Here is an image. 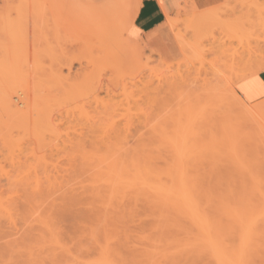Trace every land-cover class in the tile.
Here are the masks:
<instances>
[{
    "label": "rangeland",
    "instance_id": "obj_1",
    "mask_svg": "<svg viewBox=\"0 0 264 264\" xmlns=\"http://www.w3.org/2000/svg\"><path fill=\"white\" fill-rule=\"evenodd\" d=\"M140 5L0 0V264H222L162 199L187 185L213 237L248 249L237 264H264V112L240 117L233 92L264 70V0L186 5L143 37Z\"/></svg>",
    "mask_w": 264,
    "mask_h": 264
},
{
    "label": "bare ground",
    "instance_id": "obj_2",
    "mask_svg": "<svg viewBox=\"0 0 264 264\" xmlns=\"http://www.w3.org/2000/svg\"><path fill=\"white\" fill-rule=\"evenodd\" d=\"M193 7H194V9L196 10V11H198V9L194 6V5H192ZM215 15H217V11L216 10H214V9H209V10H205V11H203V12H201V14L200 15H198V16H194V19L195 20H198V21H201V20H213V19H215ZM169 21V24H170V26H171V28H173L175 25H177L176 23L178 22V21H176L175 20V18L173 19V17L170 19V20H168ZM208 22V21H207ZM42 23V22H41ZM203 23V22H202ZM211 23V22H210ZM30 24H32V23H30ZM33 24H36V23H33ZM45 24V23H44ZM29 25V24H28ZM37 25H39V24H37ZM36 25V26H37ZM41 25V24H40ZM39 25V26H40ZM202 25V24H201ZM18 26V25H17ZM16 26V27H17ZM25 26V28H27V29H29L27 32H26V30H25V36H23L24 37V39H25V37H26V34L27 35H29V31H30V28L32 27L31 25V27L29 28L26 24L24 25ZM23 26V27H24ZM27 26V27H26ZM35 26V25H34ZM34 26L32 27V28H34ZM38 26V28L40 29V27ZM42 26H43V23H42ZM16 30H18V29H16ZM37 30V29H36ZM31 31H33V29L31 30ZM101 31H103V30H101ZM21 32V31H20ZM36 32V31H35ZM37 33V32H36ZM40 33V32H39ZM39 33H37V34H39ZM18 34V33H17ZM22 34V33H21ZM32 34H34V33H32ZM32 34H30L29 36H31ZM29 36L27 37L28 39H29ZM33 36H35V34L34 35H32V37ZM36 37H37V35H36ZM5 38V37H4ZM21 38V37H20ZM26 38V39H27ZM39 38V37H38ZM43 39H44V37H42ZM23 39V41L22 42H28L27 44L29 45V43H30V41L29 40H27L26 41V39L24 40ZM34 40L35 38H30V40ZM13 40V39H12ZM19 40L20 39H18V44H19ZM32 40V41H33ZM40 40H42L41 38H40ZM39 40V41H40ZM181 40V39H180ZM8 41V40H7ZM31 41V42H32ZM35 41H37V40H35ZM46 41H48V40H46ZM38 42V41H37ZM42 42V41H41ZM41 42L39 43L40 44V46H39V48L43 45L44 46V43L42 42V44H41ZM34 43V42H33ZM14 44H16V43H14ZM20 44H21V41H20ZM25 44V43H24ZM35 44H37V46L39 45L38 43H36L35 42ZM108 44L109 43H107V42H105V40L103 41V43H101V44H99V48L100 49H102V48H104V47H108ZM3 45V44H2ZM34 45V44H33ZM20 46V45H19ZM43 46H42V48H43ZM181 46H183V45H181ZM2 47V46H1ZM0 47V48H1ZM23 47H26L27 48V46H23ZM33 47V46H32ZM35 47V46H34ZM36 48V47H35ZM38 48V47H37ZM28 49V48H27ZM41 49V48H40ZM185 49V48H184ZM29 51H32V49L30 50V48L28 49ZM62 50V49H61ZM65 50V49H64ZM250 50V49H249ZM186 51V50H185ZM33 52V51H32ZM34 52H35V50H34ZM37 52H38V50H37ZM37 52H35V53H37ZM67 52V51H66ZM65 52V53H66ZM188 52V51H187ZM250 52V51H249ZM39 53V52H38ZM69 53V52H68ZM62 54H63V51H62ZM65 58V57H64ZM67 59V58H66ZM65 59V60H66ZM68 60V63H67V66H68V69L71 71L72 70V67H73V64H74V60L73 59H67ZM66 60V61H67ZM262 68H263V66H261ZM260 67V68H261ZM81 69L82 70H84L85 69V66L83 65V64H81ZM259 69V68H258ZM250 72V71H249ZM261 71L260 70H255V71H253V72H251V74L250 75H247L246 74V76L245 75H243V77L241 76V78L240 79H238V82L239 81H242V80H245L246 78H248L249 76H252V75H258L259 73H260ZM91 76V75H90ZM97 81H98V79H97ZM96 81V82H97ZM99 82V81H98ZM100 83V82H99ZM98 83V89H96V90H94V88H93V96L96 98L97 97V95H99L98 94V91L99 90H102L103 89V83H100L99 84ZM12 89V88H11ZM11 89L10 90H7L8 91V93H7V103L9 104V107L11 106L12 107V105L14 106L15 104H19V106L20 105H22L23 104V100L22 99H20L22 102H19L20 100H19V98L21 97V96H19L20 95V93H19V95L18 94H16V96H15V94L14 95H12V93H13V91H11ZM234 89V88H233ZM5 90V89H4ZM16 91V90H15ZM18 91V90H17ZM233 92H234V96L237 98H235V100H236V102L235 101H233V102H235V104H237L238 106H237V108L239 109L238 111H237V109L235 110L236 112H238V114L240 113V117H244V119H248V118H254V117H256V116H258L259 114H261V113H263L264 112V99H262V100H260V101H257V102H254V103H249V101H247L246 99H244L242 96H239V94H237L236 93V91H235V89L233 90ZM232 92V93H233ZM17 93V92H16ZM1 95V94H0ZM2 95H3V93H2ZM19 96V97H18ZM23 96V95H22ZM1 97V96H0ZM4 98V97H3ZM1 100H2V97L0 98V103H1ZM6 101V100H5ZM232 102V103H233ZM3 104V103H2ZM231 105H233L234 106V103L233 104H231ZM24 106V105H23ZM236 106V105H235ZM5 107H6V104H5ZM5 107H4V109H5ZM10 107V108H11ZM7 108V107H6ZM18 108V107H17ZM8 109V108H7ZM14 109V107L12 108V110ZM20 109H22V108H20ZM15 111H17V110H15ZM21 112V111H20ZM1 115V114H0ZM245 117H247V118H245ZM1 119V118H0ZM2 120V119H1ZM4 122V121H3ZM1 123V122H0ZM2 124V123H1ZM0 124V126L2 127V129H4L5 128V126H3V124L1 125ZM5 124V123H4ZM6 125V124H5ZM4 127V128H3ZM93 127H95V126H93ZM93 127H92V131H94V129H93ZM1 130V129H0ZM1 131H3V130H1ZM82 140H84V137L83 136H81L80 137V139H79V141H82ZM185 186V185H184ZM180 187H182V186H180ZM178 188V189H180L179 191H175V190H171L170 189V192H166V193H163V195L165 194L166 195V198H165V196H164V198H162V197H159L158 199L159 200H162V199H166V201L168 202V205H174V203H176V202H178L177 204H178V206H177V204H176V206H177V208H180L181 207V209H183V210H185V212L188 214V216L190 217V219L191 220H193L194 221V223H196L195 225L197 226L198 225V227L200 228V230L202 231V233H204L203 235L204 236H202V234H200V237L202 236V237H204V239H206L207 240V242H209V244H210V246H212V247H214V248H216L219 252H221V253H225V254H227L228 255V257L226 258V259H222L223 261H222V264H237V261H238V259H243L244 257H247V256H244V254H242L244 251L246 252L248 249H245L246 247L244 246L243 247V249H241V251H243V252H241L240 251V249H239V247H238V252L236 253L235 252V250H233L234 252H235V254L234 255H232L234 252L233 251H231V253H229L230 252V249H228L227 250V248H225L223 245H221L220 243H219V241H217L219 238H221V237H219V238H215V236L216 235H218V233L217 234H215V236L213 237V235H212V231L210 232V229L212 228L213 229V231H217V229H214L213 228V226L212 225H210L209 223H208V221H210L209 219L207 220L206 218H205V216L203 215V214H201L200 212H198L199 210V207H197V206H199V202H197V204H195V205H197V206H194V203H193V201L195 200L194 199V197H192V196H195V194L194 195H192L191 193H192V187L190 188V186H189V188H188V185H187V188L186 187H184V188ZM169 189V188H168ZM139 190V189H138ZM172 191V192H171ZM190 191H191V193H190ZM191 194V195H190ZM162 198V199H161ZM197 198V197H196ZM194 199V200H193ZM176 201V202H172V201ZM186 200V201H185ZM164 200H162V202H163ZM180 201H181V203H180ZM185 201V202H184ZM161 202V201H160ZM167 202H165L166 204L165 205H167ZM194 202H196V201H194ZM173 203V204H172ZM186 204V206L187 207H189V208H187L186 206H185V204ZM163 204V203H162ZM181 204H182V206H181ZM183 204H184V207H186V208H184L183 207ZM167 205V206H168ZM195 208H198V209H195ZM177 210H179V209H177ZM198 210V211H197ZM182 210H180V212H181ZM200 211H202V210H200ZM203 213V212H202ZM241 222V221H240ZM243 223H245V222H243ZM242 223V224H243ZM250 223V222H249ZM242 224H239V226L241 225L242 226ZM246 225H248V224H246ZM246 225H244V226H246ZM256 225H258V223L256 224ZM210 226H211V228H210ZM248 226H251V225H248ZM259 226V225H258ZM257 226V227H258ZM252 227H254V228H256V226L255 225H253ZM252 227H250V229H252L253 230V228ZM210 228V229H209ZM240 228V227H239ZM244 229H246V228H240L239 230H244ZM260 231V229L258 228H256V231ZM249 231H251V230H249ZM257 231V232H258ZM199 232V231H198ZM217 232H219V231H217ZM243 232V231H242ZM241 232V236L242 235H244L243 233ZM220 233V232H219ZM251 233L253 234V231H251ZM255 233V232H254ZM260 233V232H259ZM199 234V233H198ZM250 234V233H249ZM220 235H221V233H220ZM246 236H247V238L249 237V238H251L252 236L251 235H248V234H245ZM255 235V234H254ZM260 235V234H259ZM259 235H257L256 234V236H258L259 237ZM198 236V235H197ZM222 236V235H221ZM206 237V238H205ZM217 237V236H216ZM242 238V237H241ZM249 238H248V240H249ZM201 239V238H200ZM256 237L254 236V242H257L256 240ZM258 239V238H257ZM202 240V239H201ZM248 240L246 239L245 240V243L246 242H248ZM196 241H198V239L196 240ZM250 242L248 243V245L251 243V240H249ZM207 242H206V244H207ZM220 242H221V239H220ZM254 242H252V243H254ZM197 244V243H196ZM206 244L204 243V245L206 246ZM209 244L206 246L207 248L208 247H210L209 246ZM197 247V246H196ZM231 247V246H230ZM229 247V248H230ZM235 247V246H234ZM242 247V246H241ZM203 248H205V247H203ZM232 248H233V246H232ZM247 248H248V246H247ZM199 249V248H198ZM208 249H211V248H208ZM208 249H206V250H208ZM213 249V248H212ZM236 249V248H235ZM216 250V251H217ZM236 250V251H237ZM209 252H210V254H211V251L210 250H208ZM214 251H215V249H214ZM215 251V252H216ZM229 251V252H228ZM240 251V252H239ZM220 253V254H221ZM248 253V255H249V252H247ZM246 253V254H247ZM219 254V253H218ZM245 254V255H246ZM216 255V254H215ZM222 255H224V254H222ZM221 256V255H220ZM219 257V256H218ZM221 258H224V257H222L221 256ZM215 259H216V256H215ZM244 260V259H243ZM241 260H239V262H240ZM220 262V261H219ZM241 263V262H240ZM239 263V264H240ZM242 264V263H241Z\"/></svg>",
    "mask_w": 264,
    "mask_h": 264
},
{
    "label": "crops",
    "instance_id": "obj_3",
    "mask_svg": "<svg viewBox=\"0 0 264 264\" xmlns=\"http://www.w3.org/2000/svg\"><path fill=\"white\" fill-rule=\"evenodd\" d=\"M225 0H141L134 25L140 30V37L168 24V15H176L186 5H195L200 10L212 9L223 4ZM139 37V38H140ZM236 91L247 101L257 102L264 99V70L239 81Z\"/></svg>",
    "mask_w": 264,
    "mask_h": 264
}]
</instances>
